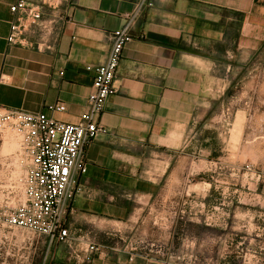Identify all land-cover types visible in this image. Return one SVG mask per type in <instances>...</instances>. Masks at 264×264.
Wrapping results in <instances>:
<instances>
[{
	"label": "crops",
	"instance_id": "1",
	"mask_svg": "<svg viewBox=\"0 0 264 264\" xmlns=\"http://www.w3.org/2000/svg\"><path fill=\"white\" fill-rule=\"evenodd\" d=\"M16 1L0 0V107L46 111L66 122L87 108L112 32L145 1L104 107V131L86 146L83 191L68 219L73 241L91 240L100 250L83 262L63 242L49 264H181L140 254L126 232L175 176L207 162L216 168L221 152L207 150L202 128L214 119L231 72L220 73L218 61L233 59L240 37L253 35L264 0H64L45 10L54 24L40 47L38 29L29 33L33 45L8 41ZM54 105L66 110L51 112Z\"/></svg>",
	"mask_w": 264,
	"mask_h": 264
},
{
	"label": "rangeland",
	"instance_id": "2",
	"mask_svg": "<svg viewBox=\"0 0 264 264\" xmlns=\"http://www.w3.org/2000/svg\"><path fill=\"white\" fill-rule=\"evenodd\" d=\"M218 64L231 72L202 130L207 150L221 157L216 168L207 162L175 176L141 206L126 232L140 254L181 264H264V17L255 18L253 35L240 37L234 58ZM23 151L20 136L0 127V264H49L64 244L49 248L45 237L5 224L8 206L23 201Z\"/></svg>",
	"mask_w": 264,
	"mask_h": 264
},
{
	"label": "built area",
	"instance_id": "3",
	"mask_svg": "<svg viewBox=\"0 0 264 264\" xmlns=\"http://www.w3.org/2000/svg\"><path fill=\"white\" fill-rule=\"evenodd\" d=\"M60 0H18L10 5L13 19L8 41L11 44L33 45L29 38L38 29L41 40L53 28V19L44 17L46 9H56ZM145 1L127 15L124 26L111 34V49L105 63L95 68L92 92L87 108L77 122L56 119L46 111H28L0 107V127L8 124L20 136L24 155L29 158L24 173L23 201L8 206L5 224L45 237L50 248L67 242L71 257L90 262L100 246L91 240L71 239L68 219L74 211L73 201L83 191L81 177L87 172L86 146L104 131L101 117L122 59L123 51L134 38L132 26ZM51 112H63L65 105L49 107ZM24 163V160H22Z\"/></svg>",
	"mask_w": 264,
	"mask_h": 264
}]
</instances>
